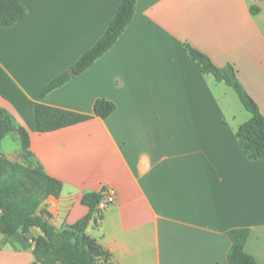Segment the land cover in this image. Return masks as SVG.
I'll return each mask as SVG.
<instances>
[{"label":"crops","instance_id":"0c3cea01","mask_svg":"<svg viewBox=\"0 0 264 264\" xmlns=\"http://www.w3.org/2000/svg\"><path fill=\"white\" fill-rule=\"evenodd\" d=\"M27 16L0 27V109L30 136L34 162L63 184L36 216L62 231L90 213L88 194L114 189L85 235L111 264H229L234 230L248 229L245 252L264 264V161H251L236 136L239 103L202 72L185 46L217 67L232 64L264 114V9L258 0H138L115 45L89 69L42 96L104 35L122 0H21ZM260 8L257 15L252 7ZM107 118L49 133L35 104ZM19 146L4 147L7 141ZM0 154L22 160L16 133ZM33 227L0 245V264H39ZM60 264V263H57Z\"/></svg>","mask_w":264,"mask_h":264},{"label":"trees","instance_id":"16d2710c","mask_svg":"<svg viewBox=\"0 0 264 264\" xmlns=\"http://www.w3.org/2000/svg\"><path fill=\"white\" fill-rule=\"evenodd\" d=\"M138 0H122L117 12L98 42L71 67V69L51 81L42 92V96L61 87L72 77L89 69L99 58L108 52L125 32L133 20ZM253 15L260 8H251ZM27 9L21 0H0V27H13L27 16ZM191 58L196 61L205 74H212L215 79L231 87L238 95L251 118L241 125L236 133L239 144L251 161H264V114L257 102L245 91L232 64L217 67L205 54L185 46ZM116 109L115 104L99 99L94 105V114L82 115L68 110L35 104L36 128L39 133H49L71 127L93 117L105 119ZM16 133L21 141L22 158L25 163L12 162L0 154V233L7 238L17 232L29 234L33 227L39 228L42 235L35 240L34 254L39 264H99L104 257L110 264V255L95 240L85 235L89 223L97 212L101 194H88L83 197V204L90 213L82 221L62 231L36 216L39 208L50 197L61 195V181L45 173L42 166L35 163L30 151V136L24 127H16L6 110L0 109V144L9 134ZM248 229L234 230L235 242L228 253L229 264H260L245 252L249 238Z\"/></svg>","mask_w":264,"mask_h":264},{"label":"rangeland","instance_id":"374dc122","mask_svg":"<svg viewBox=\"0 0 264 264\" xmlns=\"http://www.w3.org/2000/svg\"><path fill=\"white\" fill-rule=\"evenodd\" d=\"M259 1V4L262 6V8L264 9V0H258ZM230 91H232L233 95H235L238 103H239V107H240V112L237 114V122H246V117H250V113L244 108V106L242 105L241 101L239 100V97L238 95L235 93V91L230 87ZM19 146V144H15L13 141H10V140H7L5 143H4V147H6L8 150H15L17 147ZM22 160H24L22 158ZM26 162V161H25ZM0 216H1V212H0ZM7 239L5 235H3L2 233H0V245L3 244ZM98 263L99 264H108L107 263V260L102 257L100 259H98ZM111 264V262H110Z\"/></svg>","mask_w":264,"mask_h":264},{"label":"built area","instance_id":"2783aa9c","mask_svg":"<svg viewBox=\"0 0 264 264\" xmlns=\"http://www.w3.org/2000/svg\"><path fill=\"white\" fill-rule=\"evenodd\" d=\"M117 201V193L114 189L108 188L101 193V199L98 204L99 210L105 211L110 205Z\"/></svg>","mask_w":264,"mask_h":264}]
</instances>
